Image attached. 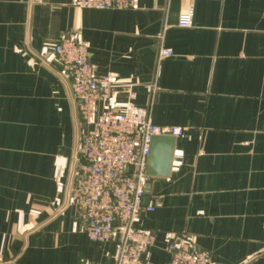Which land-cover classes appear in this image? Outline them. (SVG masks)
Returning <instances> with one entry per match:
<instances>
[{
    "label": "crops",
    "instance_id": "0c3cea01",
    "mask_svg": "<svg viewBox=\"0 0 264 264\" xmlns=\"http://www.w3.org/2000/svg\"><path fill=\"white\" fill-rule=\"evenodd\" d=\"M192 10V25L179 28ZM84 40L99 75L119 86L97 106L122 110L128 91L153 122L184 130L168 178H152L140 230L143 264H170L187 242L213 264H264V0H135L130 10L72 0H0V264L105 263L117 241L93 243L70 203L86 178L89 130L53 52ZM161 50L173 56L162 58Z\"/></svg>",
    "mask_w": 264,
    "mask_h": 264
},
{
    "label": "built area",
    "instance_id": "2783aa9c",
    "mask_svg": "<svg viewBox=\"0 0 264 264\" xmlns=\"http://www.w3.org/2000/svg\"><path fill=\"white\" fill-rule=\"evenodd\" d=\"M134 1L72 0V4L97 11L130 10ZM192 19V10L182 13L179 28H190ZM53 52L61 74L71 82V97L79 103L83 121L89 126L77 151L86 178L72 188L69 201L93 243L117 241V252L110 261L85 264H143L144 256L154 246L153 236L137 227L144 212L155 211V204L144 206L152 183L146 175L151 141L154 136L180 138L184 130L155 124L151 109L138 107L132 91H128L122 110L108 108L97 116L98 103L111 99L119 86L118 78L98 74L90 61V46L84 40L63 38ZM159 56L170 58L173 52L161 50ZM167 252L170 264H213L208 254L187 242L172 241Z\"/></svg>",
    "mask_w": 264,
    "mask_h": 264
},
{
    "label": "water",
    "instance_id": "95a60500",
    "mask_svg": "<svg viewBox=\"0 0 264 264\" xmlns=\"http://www.w3.org/2000/svg\"><path fill=\"white\" fill-rule=\"evenodd\" d=\"M174 136H154L150 145L146 175L151 178H168L171 173L175 144ZM149 200L144 201L147 207Z\"/></svg>",
    "mask_w": 264,
    "mask_h": 264
}]
</instances>
